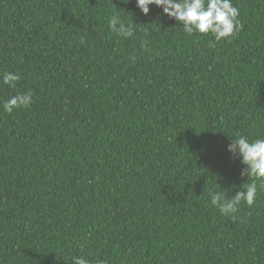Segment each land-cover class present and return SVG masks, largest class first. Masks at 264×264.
Instances as JSON below:
<instances>
[{"label": "trees", "instance_id": "trees-1", "mask_svg": "<svg viewBox=\"0 0 264 264\" xmlns=\"http://www.w3.org/2000/svg\"><path fill=\"white\" fill-rule=\"evenodd\" d=\"M233 3L214 42L135 0H0V264H264V191L209 195L252 182L231 138H264V0Z\"/></svg>", "mask_w": 264, "mask_h": 264}, {"label": "clouds", "instance_id": "clouds-1", "mask_svg": "<svg viewBox=\"0 0 264 264\" xmlns=\"http://www.w3.org/2000/svg\"><path fill=\"white\" fill-rule=\"evenodd\" d=\"M128 3L129 0H122ZM136 7L144 15L150 12V6L162 9V13L175 21L182 23L183 31L208 34L214 37V42H220L235 37L243 28L239 19L240 11L233 0H135ZM109 28L117 35L129 38L134 34V25L125 23L118 16L109 19ZM21 79L16 72H5L2 82L11 88H15ZM31 92H20L3 102V111L12 113L15 108L28 107L32 103ZM226 151L239 158L243 167L240 169L241 177H248L251 183L243 185V190L237 191L231 198H226L227 192H210L211 204L219 209L225 216H232L238 211V206L243 201L252 206L257 198L258 190L264 191V138L250 139L240 135L231 138L226 145ZM259 182V184H258ZM72 264H92L83 256H74ZM96 264H106L103 260H97Z\"/></svg>", "mask_w": 264, "mask_h": 264}]
</instances>
